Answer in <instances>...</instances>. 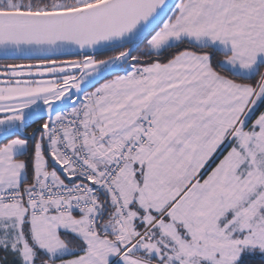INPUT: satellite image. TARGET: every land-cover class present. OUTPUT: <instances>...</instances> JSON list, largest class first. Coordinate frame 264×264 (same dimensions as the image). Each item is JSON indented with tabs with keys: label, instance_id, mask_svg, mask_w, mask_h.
Returning <instances> with one entry per match:
<instances>
[{
	"label": "snow or ice",
	"instance_id": "obj_1",
	"mask_svg": "<svg viewBox=\"0 0 264 264\" xmlns=\"http://www.w3.org/2000/svg\"><path fill=\"white\" fill-rule=\"evenodd\" d=\"M0 59V264H264V0H0Z\"/></svg>",
	"mask_w": 264,
	"mask_h": 264
},
{
	"label": "flooded vegetation",
	"instance_id": "obj_2",
	"mask_svg": "<svg viewBox=\"0 0 264 264\" xmlns=\"http://www.w3.org/2000/svg\"><path fill=\"white\" fill-rule=\"evenodd\" d=\"M4 62L11 63L12 61H0V63H4ZM17 62H21V61H17Z\"/></svg>",
	"mask_w": 264,
	"mask_h": 264
},
{
	"label": "water",
	"instance_id": "obj_3",
	"mask_svg": "<svg viewBox=\"0 0 264 264\" xmlns=\"http://www.w3.org/2000/svg\"><path fill=\"white\" fill-rule=\"evenodd\" d=\"M0 60H2V59H0ZM2 61H5V60H2ZM7 61H12L11 59H9V60H7Z\"/></svg>",
	"mask_w": 264,
	"mask_h": 264
},
{
	"label": "trees",
	"instance_id": "obj_4",
	"mask_svg": "<svg viewBox=\"0 0 264 264\" xmlns=\"http://www.w3.org/2000/svg\"><path fill=\"white\" fill-rule=\"evenodd\" d=\"M110 54V53H109ZM0 61H2V60H0Z\"/></svg>",
	"mask_w": 264,
	"mask_h": 264
}]
</instances>
